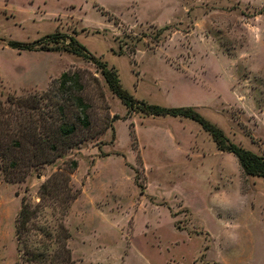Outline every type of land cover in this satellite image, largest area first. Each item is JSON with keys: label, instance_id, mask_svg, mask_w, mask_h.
I'll return each instance as SVG.
<instances>
[{"label": "rangeland", "instance_id": "374dc122", "mask_svg": "<svg viewBox=\"0 0 264 264\" xmlns=\"http://www.w3.org/2000/svg\"><path fill=\"white\" fill-rule=\"evenodd\" d=\"M49 34L78 40L137 99L192 106L231 142L264 157V0H0V99L41 93L62 73L82 71L92 134L111 121L22 182L0 173V264L20 261L22 198L40 204L41 184L72 159L75 199L64 215L62 202L46 201L30 222L27 248L54 249L62 222L75 264H264V179L246 176L191 119L140 112L125 119V105L92 62L7 45ZM227 160L248 196L238 212L210 205L212 193L235 182ZM225 225L239 226L238 246H225Z\"/></svg>", "mask_w": 264, "mask_h": 264}, {"label": "trees", "instance_id": "16d2710c", "mask_svg": "<svg viewBox=\"0 0 264 264\" xmlns=\"http://www.w3.org/2000/svg\"><path fill=\"white\" fill-rule=\"evenodd\" d=\"M56 38L57 34H49L32 42L10 41L7 45L18 51H37L38 48L63 50L92 62L111 92L125 105L127 109L125 119L135 112L153 117L191 119L211 136L218 150L232 153L238 159L240 168L246 176L264 179V157L231 142L220 127L206 119L194 107H165L139 100L124 88L114 67H109L90 53L78 40L70 37L66 44ZM81 72L62 73L56 85L50 84L41 93L27 96L9 94L5 100L0 99V173L4 175L6 181H24L32 170H39L46 164L55 162L73 148L96 137L97 134H104L111 128L110 121L92 134L94 128L92 106L82 96L85 86ZM98 88L100 99L104 102V93L99 84ZM62 96H65V99L61 100ZM116 118L117 116L114 117ZM77 167V160L72 159L66 163V167L60 168L48 177L39 189L41 203L35 207L29 200L22 198L16 219V238L20 252V261L17 264H75L69 248L71 233L62 222L55 226L57 228L53 239L55 248L52 250L27 248V235L30 231V222L38 217L40 210L47 207L46 201L59 200L60 204L62 202L63 215L68 211L70 203L76 197L69 186L70 175ZM40 234L44 235L41 231ZM47 234L49 236V233Z\"/></svg>", "mask_w": 264, "mask_h": 264}, {"label": "clouds", "instance_id": "9594fccd", "mask_svg": "<svg viewBox=\"0 0 264 264\" xmlns=\"http://www.w3.org/2000/svg\"><path fill=\"white\" fill-rule=\"evenodd\" d=\"M226 174L232 177L234 183H230L224 189L210 195L211 207H217L224 211H240L247 206L248 196L241 189L239 183L238 166L231 160L224 162ZM222 240L226 247H236L242 240L238 225H225L221 232Z\"/></svg>", "mask_w": 264, "mask_h": 264}]
</instances>
